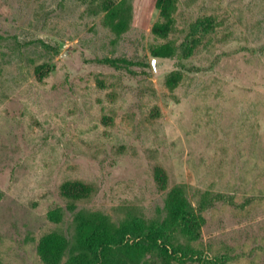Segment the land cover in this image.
I'll return each mask as SVG.
<instances>
[{
    "label": "rangeland",
    "instance_id": "obj_1",
    "mask_svg": "<svg viewBox=\"0 0 264 264\" xmlns=\"http://www.w3.org/2000/svg\"><path fill=\"white\" fill-rule=\"evenodd\" d=\"M154 3L0 0V264H264V0Z\"/></svg>",
    "mask_w": 264,
    "mask_h": 264
},
{
    "label": "trees",
    "instance_id": "obj_2",
    "mask_svg": "<svg viewBox=\"0 0 264 264\" xmlns=\"http://www.w3.org/2000/svg\"><path fill=\"white\" fill-rule=\"evenodd\" d=\"M155 8L159 9L164 15H168L172 8V0H155L154 3ZM118 18V12L114 9L108 11L106 14V21L110 25L111 29L116 32L120 33L123 31V22L119 20L115 22ZM152 32L156 35L165 36L169 32V24L164 25H154L152 28ZM171 53L170 47L168 45L160 46L153 51V55L155 57H168ZM170 83V80H168ZM190 219V217H189ZM103 223L96 226V240H94V245L97 249H101L102 251L107 249L108 247L112 246H121L122 238L119 240V233L117 235L116 231L109 236L100 235V231L103 230ZM171 228L166 225H163L157 231L150 230L146 236H139L140 240H144V242H148L149 244L158 247L161 251L165 252L166 254H172L174 248V235L173 232H170ZM138 235L131 236L128 235V238L134 237L138 238ZM101 254V252H100ZM43 258H46L47 255L42 253ZM176 257V256H175ZM177 259V258H176ZM178 262L183 263L181 260ZM96 262H86L85 260L82 261L80 264H95Z\"/></svg>",
    "mask_w": 264,
    "mask_h": 264
},
{
    "label": "water",
    "instance_id": "obj_3",
    "mask_svg": "<svg viewBox=\"0 0 264 264\" xmlns=\"http://www.w3.org/2000/svg\"><path fill=\"white\" fill-rule=\"evenodd\" d=\"M64 56V54L62 55V57ZM153 63V62H152Z\"/></svg>",
    "mask_w": 264,
    "mask_h": 264
}]
</instances>
